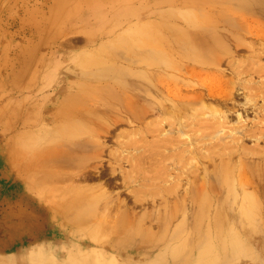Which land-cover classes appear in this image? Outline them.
I'll return each mask as SVG.
<instances>
[{
  "label": "rangeland",
  "instance_id": "374dc122",
  "mask_svg": "<svg viewBox=\"0 0 264 264\" xmlns=\"http://www.w3.org/2000/svg\"><path fill=\"white\" fill-rule=\"evenodd\" d=\"M186 1L0 0V264H36L37 260L53 256L52 253L62 258L70 257L77 264L96 263L92 256L98 246L93 245L90 252H79L77 250L87 247L84 246L86 242L80 243L83 241L78 242L69 236L73 233L83 239H90V235L97 232L96 229H65L46 201L48 191L43 190L44 186L39 178L42 177L41 172L33 171L28 166L38 158H50L56 144L57 125L60 123V118L56 117L58 110H62L67 120L84 118L85 109L78 108L84 106L91 108L93 116L103 121V113L94 109L102 106L101 99L108 97L110 102H116L125 96L119 90L107 91L108 95L104 91L96 92L101 99L92 106L96 100L89 99L95 94L87 87L95 80L107 83L116 79L126 84L127 93H142L138 86H133L132 81L150 80L149 74L142 71L146 62H138L135 68L128 71L104 73L103 69L110 62L123 66L127 61H135L139 57L135 54L140 53L155 62L151 68H161L164 67L161 62L162 53L159 54L149 45V37L166 34L175 39L182 33L188 36L197 33L198 25H188L186 17H181L176 12L168 21H162L165 27H156L154 33L151 27L140 23L159 19L164 9L184 8L193 13L195 20L205 18L219 26L217 36L202 38V46L194 48L196 57L209 64H196L197 69L193 70V66L188 65L192 66L189 71H193V79L188 77L185 69L183 72L186 77L174 73L170 75L171 72H168L162 80L163 85L192 83L194 88L202 90L216 79L215 90L221 83L226 87L223 89L230 93V100L222 104L203 90L201 104L193 103L184 111L186 116L183 119L189 121L191 113L197 109L200 112L198 121L207 127H202L207 137L198 146L203 161V171L199 170L198 176L216 183L214 170L227 160L235 165L243 160L249 166H261L264 169V133H261L264 132V0H197L190 3L191 6H185ZM246 10L249 11L248 14L245 13ZM244 14L250 19L253 16L259 22L255 20L249 29L239 33V27L246 23ZM208 27L210 26L203 30ZM137 37L145 38V44L135 48L123 47L125 40ZM200 69L204 72L197 73ZM208 70L216 72H210L207 76ZM201 82L203 86L199 85ZM187 90L191 91V88L182 89L183 92ZM84 93L89 96L82 100ZM150 97L152 102L154 99H161L156 92H150ZM81 100L83 103L80 104ZM168 104L164 105L167 107ZM148 106L151 109L152 103H148ZM218 110L220 115L214 116L213 113ZM157 119L159 117L156 113L146 117V121L150 123H155ZM161 121L162 124L167 122ZM89 126L82 120L77 132L81 134L74 135L76 128L67 127V131L71 129L74 140H87L93 137ZM132 128V124L126 121L110 124L112 137L105 134L99 137L103 142L102 164L106 166L107 172L103 173L102 179L80 181L82 185L96 189L106 187L111 198H124L130 204L131 199L126 195L132 196V192L140 190L131 184L127 187L116 184L115 182H121V177L112 179L109 172L111 167L120 166L125 171L129 169L130 164L126 160H116L111 152L121 147V143L130 137ZM164 129L168 131L167 126ZM119 133L123 135L116 137ZM211 133L216 136L212 137ZM219 143L225 147H215ZM191 147L194 146L187 144L184 148ZM128 153L132 154L133 151L129 150ZM82 159L83 156H80V160ZM89 173H94V170ZM173 180L170 186L178 182ZM223 199L220 198V201ZM262 200L264 205V197ZM220 201L218 199L215 202ZM150 206H137L136 209L141 214L145 212L144 215L163 213L160 210L152 211ZM147 220L144 216L142 227H148L152 232V237L147 242H154V246L144 247L136 242L123 250L111 251L118 259L110 264H264V218L261 219V216L257 218V226L249 230L235 248L227 249L217 260L210 262L205 258L190 261L183 252L170 250L168 241L175 227L183 225L181 218L173 221L168 229L161 224L148 225ZM190 222L191 219H188L186 225L189 226ZM98 234L99 232L95 236ZM142 248L144 254L141 257L138 254H141Z\"/></svg>",
  "mask_w": 264,
  "mask_h": 264
},
{
  "label": "bare ground",
  "instance_id": "6f19581e",
  "mask_svg": "<svg viewBox=\"0 0 264 264\" xmlns=\"http://www.w3.org/2000/svg\"><path fill=\"white\" fill-rule=\"evenodd\" d=\"M195 1L197 0H187L185 6H191L190 3ZM148 12L150 13V11ZM175 12L177 15L180 14L181 17H186L187 24L196 23L193 25H198V30L197 33L195 32L197 35L188 36L182 33L175 39H171L166 34H155V37H149V45L156 49L159 54L162 53L161 62L164 67L151 68L155 65V62L148 60L143 56L144 54L136 53L135 55L139 57L135 61H127L123 66L110 62L103 69L104 73L123 72L135 68L138 62H146V65L142 66V71L149 74L150 80L145 82L134 79L132 81L134 82L132 83L133 86L134 84L136 88L138 86L142 93L137 91L134 94L127 93L126 84H122L116 79H111L107 83L105 81L102 83L98 81L99 79L95 80L93 84L87 87L89 90L91 88V91L95 94H92L93 96L89 99L91 101L96 100L93 101L92 106L101 99L96 92L102 93L104 91L108 95L107 91L119 90L122 91V95L125 93V96L116 102H110L108 97L107 99L104 97L106 100L101 99L102 106L94 109L103 113L102 118L105 119L103 121L93 116L91 108H85L84 106L78 107L85 109L86 115L84 118H70V120H67L68 118L64 117L62 110H58L56 117L60 118V120L58 119L60 123L57 125L56 144L49 156L51 159L38 158L28 166L33 171L41 172L42 177L39 178H41V184L44 186L43 190L48 191L46 201L55 214L58 215L56 217L65 229L73 227L96 229L97 232L92 233L90 239L78 237L77 234H73L71 231L69 235L72 239H77L78 242L83 241L80 243L86 242L84 246L87 247L77 250L79 252L93 250V245L98 246L95 253L94 251L91 252V254L94 253L92 257L96 261L95 264H110L114 259H118L111 251L123 250L132 243L137 242V244L144 247H147V245L154 246V242H151L152 244L147 242V240L150 241L152 232L148 227H142L144 216L148 219V225L161 224L165 228L173 221L181 218L183 225L179 224L175 227L174 233L168 241L170 250L172 252H183L185 256L190 258V261L205 258L209 262L217 260L227 249L235 248L247 232L257 226V218L259 216H261V219L264 218V205L262 204L264 169L261 166H249L243 160L235 165L227 160L223 161L214 170L216 183L200 178V175L198 176V171L203 169V161L198 146L207 137L205 130L202 129L206 126L204 127L198 121L200 112L197 109L191 113L192 118L189 117V121L183 119V116H186L184 111H187L188 106L193 103L201 104L203 90L208 91L214 100L222 104H226L230 100V93L224 90L223 88L226 89V87L222 86L221 83L219 84V82L217 83V86L218 84L219 86L215 90L216 79L213 80L210 86L206 89L202 88V90L194 88L192 83L182 82L183 85L176 83L162 84V80L168 72H171L170 75L174 73V75L186 77L185 72H183L185 69L188 72L186 73L188 77L193 79L192 70L197 69L195 68L196 64H209V62H204L196 57L194 48L202 46L204 43L202 38L210 39L220 32L217 23L205 20V18L195 20L193 13L186 11L184 8L178 10L164 9L160 13L159 19H151L140 23H144L146 27H151V31L154 30L152 31L154 33L157 30L156 27L162 28L161 25H164L162 21L176 15ZM245 13L248 14L249 11L246 10ZM246 14H244V18ZM251 17L253 18V16ZM252 18L250 19L247 16L246 23L243 26L241 25L237 31H240L239 33L246 31V28L249 29L251 24L259 22ZM145 25L143 26L145 27ZM168 26L170 27V25ZM206 26L210 27L203 30ZM180 31L182 32V29ZM256 34L260 33L256 32ZM144 39L137 37L125 40L123 47L135 48L140 44L144 45ZM109 45H112L111 41ZM191 67L192 70L189 71ZM199 71L204 72L202 69L196 72ZM210 72L214 73L216 71H206L207 76ZM199 85L203 86V82ZM187 87L191 88V91L183 92L182 89H187ZM150 92L158 93L161 99H154L152 102ZM82 95V100L89 96L86 93ZM82 100L79 101L80 104L83 103ZM148 103H152L151 109ZM165 103H169L167 107L164 105ZM154 113L158 115L159 119L155 123L146 121V117ZM213 114L218 116L220 112L218 110ZM69 116L71 115L69 114ZM48 117L50 118V116ZM82 120L86 122L87 126L90 125L93 137L87 140H74L75 137L71 134V129L76 128L75 136L81 134L77 132L81 128ZM161 120H167V122L162 124L163 121ZM124 121L132 124L130 137L111 154L116 160H126L130 164L129 169L125 171L120 166L117 168L111 167L109 174L112 179L116 176L121 177V182H115L116 184L120 183V186L124 187L131 184V186H136L140 190L132 192V196L126 195L129 200L131 199V204L130 201L124 198H111L106 187L96 189L80 183L82 180H99L103 176L106 166L102 164L103 142L99 137L101 134L112 137L110 124L116 125L117 123H124ZM165 126H167L168 131L164 129ZM67 127H71V129L67 131ZM82 133H85V131ZM122 135V133H119L116 134V137ZM210 135L212 137L216 136L215 133ZM187 144H192L194 147L184 148ZM215 147L221 149L225 146L219 143ZM129 150H132L133 153H128ZM228 155L230 156L231 153H228ZM80 156H83L82 160H80ZM92 170H94V173H89ZM173 179L178 182L170 186L174 181ZM107 185L110 186V184ZM248 189H251V191L249 192ZM220 198L224 199L220 201ZM218 199L220 203L215 202ZM146 205H151L152 211L160 210L163 213L144 215L145 212L141 214L136 209L137 206L144 208ZM188 219H191V222L188 223L189 226L186 225ZM141 221H143L142 224ZM163 231L167 232L168 230ZM98 232L99 234L95 236ZM143 248L138 256H143ZM52 255L44 260H37L36 264H77L70 257H58L55 253H52ZM77 262L80 263V261Z\"/></svg>",
  "mask_w": 264,
  "mask_h": 264
}]
</instances>
